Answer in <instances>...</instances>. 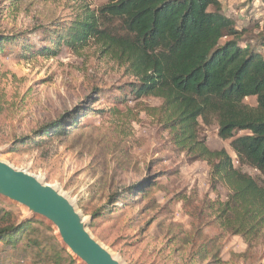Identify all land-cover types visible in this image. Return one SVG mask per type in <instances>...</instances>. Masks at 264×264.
Wrapping results in <instances>:
<instances>
[{"label":"rangeland","instance_id":"rangeland-1","mask_svg":"<svg viewBox=\"0 0 264 264\" xmlns=\"http://www.w3.org/2000/svg\"><path fill=\"white\" fill-rule=\"evenodd\" d=\"M219 1L222 15L237 30L246 29L247 42L254 44L264 25V0ZM107 2L0 0V33L24 34L36 47H46V36L36 34L39 27L66 21L79 5ZM257 51L264 58V48ZM132 81L96 45L33 59L6 49L0 55V160L69 197L91 235L123 264H264V229L252 240L221 229L212 209L228 190L222 184L216 193L210 190V167L176 150L152 118L139 114L137 100L114 104L117 88ZM56 122L53 130L60 132L41 138L40 129ZM72 122L79 128L72 129ZM24 137L28 144H21ZM198 137L210 150L224 149L238 167L231 140L218 138L216 123L201 125ZM241 171L259 178L249 167ZM97 211L103 215L93 220ZM2 213L17 225L25 209L0 200ZM22 249L1 250L0 264H40Z\"/></svg>","mask_w":264,"mask_h":264},{"label":"trees","instance_id":"trees-1","mask_svg":"<svg viewBox=\"0 0 264 264\" xmlns=\"http://www.w3.org/2000/svg\"><path fill=\"white\" fill-rule=\"evenodd\" d=\"M75 12L37 29L46 36V47H36L24 34L0 33V55L8 49L29 59L51 58L61 48L76 53L96 45L133 80L117 88L114 104L137 100L139 114L152 118L176 150L189 161L205 162L210 190L216 193L218 184L228 190L226 200L212 209L221 229L257 238L264 229V58L257 51L264 48V25L249 44L247 30H237L222 15L219 0H108L97 8L79 5ZM150 98L159 105H147ZM247 99H254V106ZM213 123L220 140H231L237 168L224 149L210 150L198 137L201 125ZM55 125L42 127L41 138L60 132ZM69 126L79 128L74 122ZM29 141L24 137L21 144ZM243 166L259 178L243 173ZM101 215L97 211L92 219ZM0 246V251L23 248L40 264H74L38 220L16 227V219L2 213Z\"/></svg>","mask_w":264,"mask_h":264},{"label":"water","instance_id":"water-1","mask_svg":"<svg viewBox=\"0 0 264 264\" xmlns=\"http://www.w3.org/2000/svg\"><path fill=\"white\" fill-rule=\"evenodd\" d=\"M0 200L25 209L16 227L38 219L52 229L60 247L77 264H123L117 255L91 235L89 223L69 197L39 177L2 160Z\"/></svg>","mask_w":264,"mask_h":264}]
</instances>
